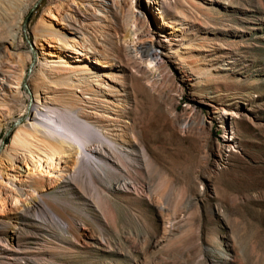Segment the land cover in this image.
I'll list each match as a JSON object with an SVG mask.
<instances>
[{
    "label": "rangeland",
    "instance_id": "1",
    "mask_svg": "<svg viewBox=\"0 0 264 264\" xmlns=\"http://www.w3.org/2000/svg\"><path fill=\"white\" fill-rule=\"evenodd\" d=\"M71 1L25 0V9L11 3L0 22V50L5 39L12 41V59L28 73L23 102L34 99L31 83L42 74L64 67L77 77L86 69L89 85L72 89L83 99L78 102L130 151L129 158L117 154L120 188L110 190L124 226L107 203L109 222L102 221L111 239L8 240L21 205L10 198L0 206L6 242L20 243L26 258H9L7 249L0 264H264V0H169L163 10V0ZM65 14L80 32L68 29ZM132 22L164 45L159 52L166 62L156 74L140 67L122 40ZM42 27L51 33L46 40ZM75 40L92 56L73 47ZM52 88L51 95L58 89ZM224 108L235 114H223ZM9 119L0 131L6 176L26 185L41 174L49 186L56 174L24 154L11 164L5 159L18 120ZM236 135L227 147L225 138ZM62 160L60 170L70 163L68 156ZM77 184L69 190L92 197L94 185ZM87 210L101 215L89 203ZM30 215L50 216L41 209ZM85 228L91 230L84 224L80 232ZM21 231L43 234L33 225Z\"/></svg>",
    "mask_w": 264,
    "mask_h": 264
},
{
    "label": "bare ground",
    "instance_id": "2",
    "mask_svg": "<svg viewBox=\"0 0 264 264\" xmlns=\"http://www.w3.org/2000/svg\"><path fill=\"white\" fill-rule=\"evenodd\" d=\"M24 1L0 0V22L9 17V10L14 9L13 5L15 4L11 5V3L16 2L22 5ZM132 1L134 3V0ZM73 2L75 0H72L70 4L73 5ZM159 4H161V10H163L164 4L167 7L170 6L169 0H163ZM27 5V3L24 4V9ZM11 6L12 9H9ZM111 6H114V3ZM142 12L140 11L141 15L144 14ZM65 20L68 29L74 33L80 32V27L70 17L66 15ZM49 34L51 33L47 28L39 29V36L42 40H46ZM122 38L128 51L140 58V67L150 73L156 74L161 63L166 62L162 60L159 52L164 45L161 41L157 42L152 34L137 26V23H130ZM162 42H166V40H162ZM72 44L73 47L78 45V49L85 53V57L92 56L90 54L92 51L83 50L80 42L75 40ZM2 46L3 49L0 50V131L4 126L3 121L7 118L18 119L15 122L12 144L9 149L4 151V157L11 164L14 163L12 162L13 157L22 153L28 159L33 160L36 167H44L49 176L56 174L50 178L51 182L47 187L45 183L47 178L44 181L41 174H38L37 178H31L26 185H19L12 180V176L8 173L6 176V165L3 162L2 153L0 154V183L2 180L15 187V190H9L6 186L5 189L3 186L0 187V206L5 207L10 198L17 204L21 203L17 216L20 222L14 224L11 229L8 228V240L16 236L18 239H92V243H95V239H111L104 230V221L107 222V217H109L105 205L111 204L119 218V223H122L121 206L110 194V190L120 188V180L116 178L117 154L122 153L129 158L130 151L108 132H104L103 127L95 125L84 110V106L78 102L83 99L77 94L75 95L72 89L89 85L86 69L81 66L78 69L80 75L77 74V77H74L75 73L64 67L50 75L42 74L31 83L35 89L34 99H31L30 102H23L20 87L23 82H26L28 73L23 68H18L15 64L18 61L14 63L11 56L13 54L10 51L14 47L12 41L5 39ZM96 60L100 63L99 57H96ZM41 63L46 66V61ZM164 63L162 65H165ZM52 86H56L58 89L51 95V90L54 89ZM58 90L63 94H59ZM223 114L235 113L224 108ZM132 125L134 124L132 123ZM128 128L132 135L138 137L136 127L132 129L130 124ZM236 137L237 135L226 137V146L234 147ZM67 156L70 163L62 166L63 168L60 170L59 164ZM26 163L29 164V162ZM114 176L115 178H113ZM77 183H81V187L86 183L94 185L92 197L69 190L74 184L79 185ZM43 186L45 188L54 187V189L40 191L39 187ZM59 188H63L62 191ZM88 203L99 209L101 215L89 212L87 210ZM38 209L46 210L50 215V221L41 215L38 218H36L38 215L36 217L30 215L31 211ZM133 221L134 224H137L134 217H132ZM42 223H48L49 227L45 228ZM84 224L91 226V230L85 228L84 232H80V228ZM28 225L36 226L43 234L28 237V234L25 235L21 231L24 226ZM122 225L124 226V222ZM6 239V223L0 219V253L6 252L4 250L8 249L7 256L9 258H23L25 256L21 250L23 246L19 243L13 248L10 241L7 245Z\"/></svg>",
    "mask_w": 264,
    "mask_h": 264
},
{
    "label": "water",
    "instance_id": "3",
    "mask_svg": "<svg viewBox=\"0 0 264 264\" xmlns=\"http://www.w3.org/2000/svg\"><path fill=\"white\" fill-rule=\"evenodd\" d=\"M22 30H23V32H24V35H25L26 40L29 42V40H28V38H27V35H26V18H25L24 21H23V24H22ZM33 63H34V61L31 62V64H30V68L32 67ZM30 68H29V69H30ZM23 85L26 87V82H23Z\"/></svg>",
    "mask_w": 264,
    "mask_h": 264
}]
</instances>
